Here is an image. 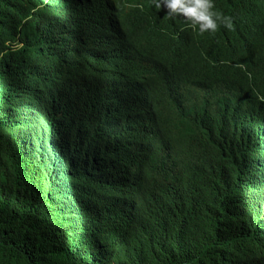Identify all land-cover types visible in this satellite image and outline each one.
<instances>
[{
  "label": "trees",
  "instance_id": "16d2710c",
  "mask_svg": "<svg viewBox=\"0 0 264 264\" xmlns=\"http://www.w3.org/2000/svg\"><path fill=\"white\" fill-rule=\"evenodd\" d=\"M9 3L4 24L37 5ZM213 3L230 30L141 44L154 13L99 19L93 61L34 110L0 65V264H264V46L219 55L264 35V0Z\"/></svg>",
  "mask_w": 264,
  "mask_h": 264
},
{
  "label": "clouds",
  "instance_id": "9594fccd",
  "mask_svg": "<svg viewBox=\"0 0 264 264\" xmlns=\"http://www.w3.org/2000/svg\"><path fill=\"white\" fill-rule=\"evenodd\" d=\"M131 1L136 8L126 10L124 7ZM31 3L37 5H32L29 15L18 12L12 16L9 24L0 22V32L5 37L11 28L19 29L14 39L8 38L0 44V65L16 58L17 74H23L33 90L31 110L35 109L33 102L40 105L38 102L43 101L44 94H48L50 103L53 104L55 97L61 95L63 90L59 76L69 72L72 65V74L77 75L80 65L75 58L79 59L82 55L84 59L90 57L93 48L86 45L87 36L101 18L115 20L124 17L133 23L144 10L154 13L157 20L151 23L149 29L141 30L139 34L141 44L149 39H165L172 33L173 27L178 31L176 36L181 38L187 30L195 34H206L205 32L215 33L217 29L220 32L230 30L233 26L232 17L217 10L213 0H10L5 9L19 7L24 11ZM72 6L73 10L69 9ZM90 8H101V15H93L88 11ZM131 10L132 14L127 13ZM123 12L126 16L122 15ZM34 14L39 18V28L33 26ZM75 27L80 30L73 34ZM51 37H54V42L50 41ZM254 40V46H264V35ZM262 63L264 67V61ZM51 76H58L57 81ZM51 159V155L43 153L39 163H52Z\"/></svg>",
  "mask_w": 264,
  "mask_h": 264
},
{
  "label": "water",
  "instance_id": "95a60500",
  "mask_svg": "<svg viewBox=\"0 0 264 264\" xmlns=\"http://www.w3.org/2000/svg\"><path fill=\"white\" fill-rule=\"evenodd\" d=\"M131 2H132V1H131ZM66 7H67L66 9L68 10V5H67ZM124 8H125L126 10H127V9H133V8H136V5L132 2V3H130L129 5H126ZM69 9L73 10V6L70 7ZM83 9L86 10L85 7H83ZM88 11H91V12L93 13V15H95V16H100L101 13H102V9H101V8H90V10H88ZM123 11H124V10H123ZM33 12H35V11H33ZM220 12H222V13L225 14V15H229V11H227L225 8H223L222 11H220ZM127 13L132 14L133 11L131 10V11H128ZM122 15H123V16H126V13L123 12ZM66 16H67V12L65 11V17H66ZM81 16H82V15H81ZM219 27H221V26H219ZM261 33H262V32H260V35H261ZM249 42H250V43L245 44V45H244L245 47L242 48V51H243V52H242V55H243L246 59H249V60H252V59H253L252 61H254V60H256V58L258 57V54H257L256 52H253V48H254V44L256 43V40H254V39H250ZM149 44H150V42L147 43V44H143V45L150 46ZM86 45H87V43H86ZM125 47H126V46H125ZM140 47H143V46L141 45ZM126 48H127V47H126ZM215 48H221V45L219 46L218 44H216ZM247 50H251L253 55H250V53H249ZM119 51H121V50H119ZM139 52H140V50L135 51L134 53H135V54H138ZM239 52H240L239 50H237V51H233L232 49H231V50H223V51H220V52H219V53H220L219 55H224V56H226V57L231 58V57L235 56V53H239ZM128 53H130V50L127 51V54H128ZM130 55H132V53H131ZM75 60H76V62H77L78 65H81V64H83V63L90 64V63L93 61V59H92L91 57H90V58H86V59H84V56H83V55L81 56V58L79 57V59H76V58H75ZM263 61H264V60H263ZM73 70H74V66L72 65L71 70H69V72H66L65 74L59 76V77L61 78V80H62V86H63V88H65V87H69L70 85L72 86V85H74V84L76 83V80H75V79H76L77 76L72 74ZM88 76H89V75H88ZM51 77H52V79H55V80L57 81L58 76H51ZM74 81H75V82H74ZM74 90H76V89L71 88V91L68 92V94H69V95H74V96H75ZM82 99H83L84 101H86V98H85V97H82ZM55 109H57V108H55ZM65 111H66L65 108H61L60 111H59V113H58L57 110H55L52 114H55V115H57V114H62V113H65ZM51 146H52V145H51Z\"/></svg>",
  "mask_w": 264,
  "mask_h": 264
},
{
  "label": "bare ground",
  "instance_id": "6f19581e",
  "mask_svg": "<svg viewBox=\"0 0 264 264\" xmlns=\"http://www.w3.org/2000/svg\"><path fill=\"white\" fill-rule=\"evenodd\" d=\"M32 16H34V15H32ZM77 21H79L78 19H77ZM80 29H76V31H79Z\"/></svg>",
  "mask_w": 264,
  "mask_h": 264
}]
</instances>
